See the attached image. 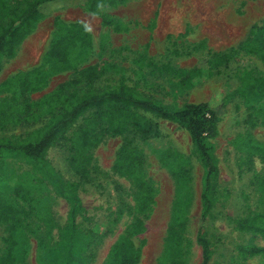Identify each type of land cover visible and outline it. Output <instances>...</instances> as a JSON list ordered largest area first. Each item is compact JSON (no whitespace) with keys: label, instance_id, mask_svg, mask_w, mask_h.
<instances>
[{"label":"trees","instance_id":"trees-1","mask_svg":"<svg viewBox=\"0 0 264 264\" xmlns=\"http://www.w3.org/2000/svg\"><path fill=\"white\" fill-rule=\"evenodd\" d=\"M125 0H0V62L11 58L16 47L52 9L58 6H83L94 12L102 5H115ZM103 24L111 20L101 16ZM53 35L40 63L26 71H17L0 82V129L9 124L44 122L23 137H0V184L8 177L5 161L21 158L29 167L19 182L11 187V197L0 191V264H15L16 252L31 236L38 251L46 252L44 264H88V250L93 241L112 234L118 220L127 215L123 226L108 250L110 264H136L140 246L133 238L141 234L144 221L154 203L155 188L143 170L144 155L137 141H147L159 135L155 119L167 120L184 129L189 136L193 155L201 168L199 201L201 210L194 240L199 246V264H208L212 250L205 226L207 217L220 195L219 167L212 140L225 104V95L213 100L186 102L174 106L145 96L125 84L122 77L111 85L93 87V82L108 71L104 63L81 66L91 51L88 31L79 23L52 20ZM239 52L255 54L264 60V31L256 39L248 35L235 48L213 52L190 69L164 66L177 78L179 85L190 88L209 76L210 69L227 66ZM111 67V66H110ZM71 70L72 78L31 101L29 95L40 90L47 79L58 72ZM234 95L244 105L243 133L236 135L233 146L243 154L245 164L252 167V157L264 165V140L249 131L264 125V77L258 72L245 71ZM120 136L110 167L112 174L128 181L125 188L112 185L115 193L114 210L92 220L86 215L77 185L94 184L99 169L93 149L107 138ZM58 145L66 153V164L76 177V185L66 182L46 157L49 147ZM241 159V160H242ZM161 164L176 180L189 178V162L169 149L159 154ZM251 179L264 187V175L252 170ZM67 205L60 224L54 217L52 197ZM82 221L85 224L82 225ZM238 231L250 232L264 239V199L259 209L244 205V213L230 219ZM187 209L181 204L171 208L170 223L163 238L166 264H185L187 252ZM56 239L52 240L51 231ZM243 259L259 255L264 264V247L254 245L239 248Z\"/></svg>","mask_w":264,"mask_h":264},{"label":"rangeland","instance_id":"rangeland-1","mask_svg":"<svg viewBox=\"0 0 264 264\" xmlns=\"http://www.w3.org/2000/svg\"><path fill=\"white\" fill-rule=\"evenodd\" d=\"M103 15L111 20L110 24L102 23ZM54 17L79 23L88 31L91 51L81 66L101 62L108 66V71L93 82V87L111 85L122 77L126 85L139 93L174 106L213 100L219 93L225 95L218 132L212 140L219 167L220 195L205 223L212 250L208 264H261L259 255L243 259L239 248L248 245L264 247V239L236 230L230 219L244 213V205L259 209L264 199V187L260 188L251 179L252 170L264 175L263 163L252 157L249 169L242 159L243 154L232 143L234 137L246 128L242 122L244 105L241 98L232 93L245 71L258 72L264 77V60L255 54L239 52L227 66L210 69L209 76L187 89L181 87L177 78L163 67L190 69L213 52L235 48L248 35L260 38L264 31V0H125L115 5H102L94 12L83 6H58L25 36L13 57L1 60L0 82L17 71L39 65L53 35ZM72 76L71 70L51 75L43 88L29 95L30 100H40ZM155 121L159 135L147 141H137L144 155L143 170L154 184L155 197L152 210L144 221L143 232L133 238L135 245L140 246L136 264H166L163 238L175 204L183 205L188 212L185 264H199L200 250L194 235L201 210V168L193 155L188 133L173 122ZM43 122L44 119L36 123L9 124L0 129V137H23ZM249 131L256 139L264 140V125H255ZM120 142L121 137L114 136L95 147L93 157L99 175L94 184L97 185H77L86 215L93 221L114 210V183L128 187L126 179L110 171ZM167 149L189 162V178L176 180L161 164L159 154ZM66 156V151L58 145L46 151L53 168L66 182L76 185V177L67 167ZM28 167L21 158L5 161L8 177L0 184L2 194L11 197L12 185L21 180L22 172ZM51 208L55 219L62 224L67 205L53 196ZM128 221L129 217L122 215L112 234L92 242L88 264H110L109 247ZM2 236L0 227V238ZM51 238H57L54 229ZM45 258L46 252L38 251L35 239L28 236L17 249L15 264H44Z\"/></svg>","mask_w":264,"mask_h":264}]
</instances>
